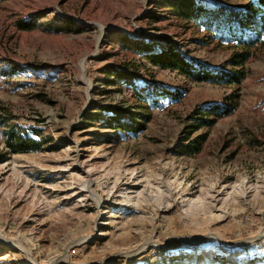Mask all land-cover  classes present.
Wrapping results in <instances>:
<instances>
[{
  "label": "rangeland",
  "instance_id": "rangeland-1",
  "mask_svg": "<svg viewBox=\"0 0 264 264\" xmlns=\"http://www.w3.org/2000/svg\"><path fill=\"white\" fill-rule=\"evenodd\" d=\"M225 38L164 0H0V264H264V37L242 67ZM143 42L244 79L160 70ZM11 130L40 147L9 154Z\"/></svg>",
  "mask_w": 264,
  "mask_h": 264
},
{
  "label": "trees",
  "instance_id": "trees-1",
  "mask_svg": "<svg viewBox=\"0 0 264 264\" xmlns=\"http://www.w3.org/2000/svg\"><path fill=\"white\" fill-rule=\"evenodd\" d=\"M244 3V7L239 10H231L220 6H210L203 0H164V3L175 12V14L186 22L199 23L210 32L219 34L229 42H234L236 49L240 48L242 53L235 54L231 62L234 67H242L250 57V50L256 47L264 37V0H237ZM141 53L142 57L152 66L160 70L177 71L183 77L195 82H227L240 84L244 79L242 72L235 74H214L213 71L194 63L181 53L175 46L165 45L158 47L146 42L133 44ZM117 74H110L114 77ZM220 78V79H219ZM109 83H114L109 81ZM162 97H170L169 92L156 90ZM159 96V97H160ZM231 106L221 107L213 106L208 111L201 114L214 116L212 120L204 118L200 120L207 125H213L218 117L229 115L233 112ZM120 111H112L107 118V126L110 129L126 132H140L145 126L139 120L135 119L129 122H122L124 115ZM136 118L141 117L139 114ZM206 119V120H205ZM5 148L11 155L25 154L36 150L40 143L30 137L20 135L14 130L5 134ZM189 153L199 152V146H190L186 148ZM4 160H0L2 163Z\"/></svg>",
  "mask_w": 264,
  "mask_h": 264
},
{
  "label": "bare ground",
  "instance_id": "bare-ground-1",
  "mask_svg": "<svg viewBox=\"0 0 264 264\" xmlns=\"http://www.w3.org/2000/svg\"><path fill=\"white\" fill-rule=\"evenodd\" d=\"M81 66H82V64H81ZM82 69L85 70V67L83 66ZM164 185L167 187L168 190H172V191H173V194L179 192L177 189H175V188L173 189L168 183H164ZM85 187H86L88 193H90L91 198H92L94 201L99 202V198H98V196L96 195V193H95L94 190L92 189V184H91L90 182H88V183H86V186H85ZM175 200H176V199H174V201H175ZM147 245H148V244H142V245H139L137 248H135V249H133V250H130V251L128 252V254L118 253V255H116V256H123V255H126V256H133V255H135L137 252H139V251H143V250L145 249V247H147ZM23 252H24L26 258L31 259V261L35 262V259H34L33 257L30 256L29 252H27L26 250H24ZM59 262H62V260H61V261H58L57 264H58ZM54 264H56V263H54Z\"/></svg>",
  "mask_w": 264,
  "mask_h": 264
}]
</instances>
